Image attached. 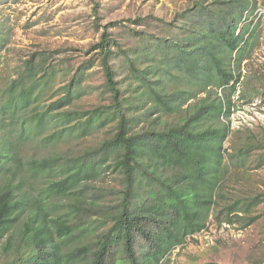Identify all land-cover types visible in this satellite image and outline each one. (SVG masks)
Wrapping results in <instances>:
<instances>
[{"label": "trees", "instance_id": "trees-1", "mask_svg": "<svg viewBox=\"0 0 264 264\" xmlns=\"http://www.w3.org/2000/svg\"><path fill=\"white\" fill-rule=\"evenodd\" d=\"M253 6L193 0L169 21L105 25L93 57L49 98L59 51L22 60L0 88V264H161L207 228L226 156L234 163L230 94L254 49ZM96 60L100 101L77 105Z\"/></svg>", "mask_w": 264, "mask_h": 264}, {"label": "rangeland", "instance_id": "rangeland-1", "mask_svg": "<svg viewBox=\"0 0 264 264\" xmlns=\"http://www.w3.org/2000/svg\"><path fill=\"white\" fill-rule=\"evenodd\" d=\"M252 1L254 6L246 14V23L253 20V27L258 29L254 49L243 63L236 91L230 94L231 132L225 148L229 155H234V163L226 156L231 165L230 174L207 228L188 238L183 247L174 250L161 264H264V0ZM95 2L99 3L97 13ZM191 2L193 0H0V25L4 26L3 35L7 39L3 40L6 46L0 59V88L9 83L26 57L39 51H59L51 61L59 66L50 81L49 98L93 57L94 53L87 52L99 40L103 26H130L131 20L149 15L169 21ZM102 82L103 73L96 60L85 77L88 86L77 105L99 102L95 86ZM104 134L105 131H95L84 144L96 143ZM70 144V140L61 144V150ZM75 144L76 141L71 145ZM47 151L43 149L39 153ZM238 200L245 203L241 205L245 211L241 217L229 216L232 219L229 223V205Z\"/></svg>", "mask_w": 264, "mask_h": 264}]
</instances>
